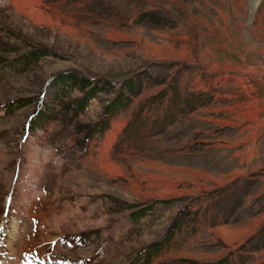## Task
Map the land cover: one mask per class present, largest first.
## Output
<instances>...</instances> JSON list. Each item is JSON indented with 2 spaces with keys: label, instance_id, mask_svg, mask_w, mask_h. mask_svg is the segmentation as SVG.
<instances>
[{
  "label": "rangeland",
  "instance_id": "374dc122",
  "mask_svg": "<svg viewBox=\"0 0 264 264\" xmlns=\"http://www.w3.org/2000/svg\"><path fill=\"white\" fill-rule=\"evenodd\" d=\"M19 1L0 0V256L264 264V0Z\"/></svg>",
  "mask_w": 264,
  "mask_h": 264
},
{
  "label": "bare ground",
  "instance_id": "6f19581e",
  "mask_svg": "<svg viewBox=\"0 0 264 264\" xmlns=\"http://www.w3.org/2000/svg\"><path fill=\"white\" fill-rule=\"evenodd\" d=\"M18 1V0H17ZM13 2V1H12ZM21 4H28L29 5V3H33V1L32 0H21V1H19ZM14 4V3H13ZM18 4V3H17ZM15 5H16V3H15ZM22 6V5H21ZM33 6V5H32ZM18 7V6H17ZM20 7V6H19ZM25 8V7H24ZM33 8V7H32ZM22 9V8H21ZM29 10V9H28ZM36 11V10H35ZM28 12V11H27ZM33 12V11H32ZM25 14V13H24ZM32 14V13H31ZM28 15V14H27ZM35 150L36 149H34V155H36L37 153L35 152ZM37 159V158H36ZM109 166V165H108ZM40 169V168H39ZM30 173H31V176H30ZM34 173V171L33 170H31L29 173H26L27 174V177L29 178V179H26L25 180V184L23 185V188H24V190H27L26 189V183H30V185H28V188L32 185V183H33V180H32V175H34L33 174ZM25 174V175H26ZM30 178H31V182L30 181H28V180H30ZM23 179H24V176H23ZM28 193V192H27ZM24 194V193H23Z\"/></svg>",
  "mask_w": 264,
  "mask_h": 264
}]
</instances>
